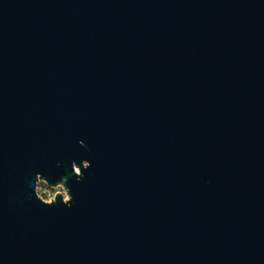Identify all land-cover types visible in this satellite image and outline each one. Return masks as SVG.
<instances>
[{
  "label": "water",
  "instance_id": "obj_1",
  "mask_svg": "<svg viewBox=\"0 0 264 264\" xmlns=\"http://www.w3.org/2000/svg\"><path fill=\"white\" fill-rule=\"evenodd\" d=\"M0 264H264V0H0Z\"/></svg>",
  "mask_w": 264,
  "mask_h": 264
},
{
  "label": "clouds",
  "instance_id": "obj_2",
  "mask_svg": "<svg viewBox=\"0 0 264 264\" xmlns=\"http://www.w3.org/2000/svg\"><path fill=\"white\" fill-rule=\"evenodd\" d=\"M90 166L91 164L87 160L82 161L81 166H77L75 162L72 163V173L76 177L77 182L83 180L84 171L89 169ZM66 183V179H62L60 183L52 186L42 174L37 173L34 183V196L43 206L46 207H52L56 205L58 203V198L59 202H61L63 206L71 207L73 197L68 195L70 190L66 188Z\"/></svg>",
  "mask_w": 264,
  "mask_h": 264
},
{
  "label": "rangeland",
  "instance_id": "obj_3",
  "mask_svg": "<svg viewBox=\"0 0 264 264\" xmlns=\"http://www.w3.org/2000/svg\"><path fill=\"white\" fill-rule=\"evenodd\" d=\"M54 194V193H53ZM45 198H47V197H45Z\"/></svg>",
  "mask_w": 264,
  "mask_h": 264
}]
</instances>
